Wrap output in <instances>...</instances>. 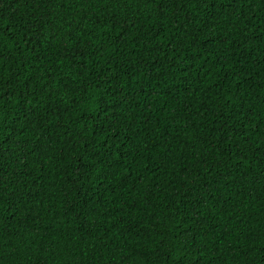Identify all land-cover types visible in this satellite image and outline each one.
Wrapping results in <instances>:
<instances>
[{"label":"trees","instance_id":"16d2710c","mask_svg":"<svg viewBox=\"0 0 264 264\" xmlns=\"http://www.w3.org/2000/svg\"><path fill=\"white\" fill-rule=\"evenodd\" d=\"M0 264H264V0H0Z\"/></svg>","mask_w":264,"mask_h":264}]
</instances>
